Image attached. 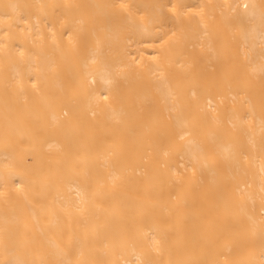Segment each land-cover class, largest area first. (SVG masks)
Segmentation results:
<instances>
[{"label":"bare ground","instance_id":"1","mask_svg":"<svg viewBox=\"0 0 264 264\" xmlns=\"http://www.w3.org/2000/svg\"><path fill=\"white\" fill-rule=\"evenodd\" d=\"M0 264H264V0H0Z\"/></svg>","mask_w":264,"mask_h":264}]
</instances>
